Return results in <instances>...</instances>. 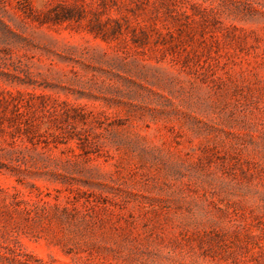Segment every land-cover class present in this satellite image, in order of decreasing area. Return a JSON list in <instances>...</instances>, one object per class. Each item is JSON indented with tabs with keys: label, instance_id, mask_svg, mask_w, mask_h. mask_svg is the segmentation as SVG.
Masks as SVG:
<instances>
[{
	"label": "rangeland",
	"instance_id": "rangeland-1",
	"mask_svg": "<svg viewBox=\"0 0 264 264\" xmlns=\"http://www.w3.org/2000/svg\"><path fill=\"white\" fill-rule=\"evenodd\" d=\"M0 264H264V0H0Z\"/></svg>",
	"mask_w": 264,
	"mask_h": 264
}]
</instances>
